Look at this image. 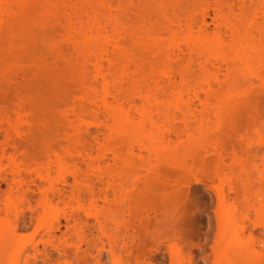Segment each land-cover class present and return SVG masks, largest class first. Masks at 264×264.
<instances>
[{
  "label": "bare ground",
  "instance_id": "obj_1",
  "mask_svg": "<svg viewBox=\"0 0 264 264\" xmlns=\"http://www.w3.org/2000/svg\"><path fill=\"white\" fill-rule=\"evenodd\" d=\"M35 2L43 10L36 21L30 13ZM210 5L213 29L206 19ZM34 25L50 41L59 75L52 134L78 146L38 168L31 178L26 164L29 151L21 152L20 162L17 152L23 142L44 132L33 107L18 100L13 104L15 117L10 114L13 107L4 104L0 109V129L9 145L0 144V161L7 159L11 165L5 179L10 189L16 188L20 203L32 198L29 182L49 183L38 201L43 211L52 207L55 198L63 200L67 190L75 202L122 205L123 198L111 201L107 188L112 184L104 186V175H126L138 168L136 160L140 167L154 170L152 158L175 160L190 154L192 144L205 135L211 115L219 114L226 104L222 94H228L238 80L264 78V64L256 61L264 53V0H0V83L16 76L3 66L6 55L24 58L31 52L22 37ZM19 70L26 77V70ZM104 142L111 147L100 152ZM231 188L238 191L236 184ZM2 196L0 184V201ZM4 200L7 203L9 198ZM257 211L264 220V201ZM64 216L73 225L84 222L75 213ZM55 220L45 224L46 235L53 238L59 218ZM75 231L92 244L91 229ZM239 235L235 230L219 248L214 264L254 261L260 253L257 245ZM109 236L114 254L118 239ZM51 245L67 251L66 242ZM5 246L0 239V249ZM26 250L21 247L19 255ZM39 250L52 255L48 246Z\"/></svg>",
  "mask_w": 264,
  "mask_h": 264
},
{
  "label": "rangeland",
  "instance_id": "obj_2",
  "mask_svg": "<svg viewBox=\"0 0 264 264\" xmlns=\"http://www.w3.org/2000/svg\"><path fill=\"white\" fill-rule=\"evenodd\" d=\"M198 3L199 7L204 4ZM210 7L206 19L213 29V7ZM30 13L34 21L40 18L41 4L35 2ZM22 38L31 52L24 58L6 53L3 66L12 69L16 76L12 81L0 83V109L4 104L13 107L24 100L42 120L39 130L44 135L23 142L16 158L20 162L21 152L29 151L26 164L33 178L38 168L66 155L78 144L60 141L52 134L59 75L50 41L39 25L26 31ZM256 61L264 64V53ZM21 68L26 70V77L21 76ZM228 94L227 91L222 94L226 104L219 114L211 115L205 135L192 144L193 152L185 153L187 156H177L178 160H172L171 156L160 161L152 158L154 170L140 167L136 160L138 168L126 175L116 172L104 175V186L107 182L112 184L106 187L111 201L125 199L120 206L101 201L98 206L88 200L75 202L67 190L63 191V200L55 198L52 207L43 211L38 201L43 190H48L46 181L43 186L29 182L28 193L32 198L30 202L20 203L15 198L16 188L10 189L5 179L10 176L11 165L7 159L0 161L3 193L0 239L6 244L0 249V264H26V260L28 264H214L219 248L232 238L235 230L249 244H256L260 251L253 262L244 264H264V220L257 211L264 201V78L238 80ZM14 111L13 107L12 117L16 116ZM0 144L9 147L2 129ZM110 147L104 142L99 150L106 152ZM97 152L93 150L94 154ZM109 153L106 154L111 156ZM105 160L111 165V159L106 157ZM235 184L237 192L231 188ZM7 197L9 201L5 203ZM248 200L253 206L247 204ZM68 213L81 216L84 222L77 225L67 222L64 215ZM55 217L59 218V224H55L56 237L53 238L46 235L45 224L56 222ZM76 229H91L93 234L88 237L93 240L92 244L80 237ZM109 235L118 239L114 254ZM53 242H66L67 251L57 249L51 245ZM75 245H80V249ZM44 246L52 251L49 257L39 250ZM21 247L30 255L27 252L19 255Z\"/></svg>",
  "mask_w": 264,
  "mask_h": 264
}]
</instances>
